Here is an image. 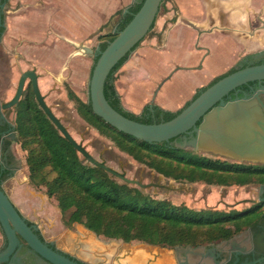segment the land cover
Segmentation results:
<instances>
[{
	"label": "water",
	"instance_id": "obj_1",
	"mask_svg": "<svg viewBox=\"0 0 264 264\" xmlns=\"http://www.w3.org/2000/svg\"><path fill=\"white\" fill-rule=\"evenodd\" d=\"M135 1L132 0V4ZM162 3L163 0H144L132 19L108 42L105 49L100 51L97 48V54L100 55L89 81L93 112L119 131L148 143L190 135L191 141L184 140V144L192 145L196 151L264 164V102L260 98L261 92L253 98L225 100L237 87L263 81L264 64L248 65L221 77L201 91L174 118L159 123H144L128 118L106 99L104 86L110 72L152 30ZM1 9L0 4V33L3 26ZM83 48L88 53H95L87 46ZM71 50L80 53V59L94 62L88 53ZM27 79L32 83L38 106L75 148L83 162L102 168L116 180L134 185L153 198L167 199L173 204H186L198 209L243 210L256 202L261 192L264 193L263 184L260 193L216 195L179 192L121 164L111 154L110 148L95 144L90 135L63 109L61 88L44 80V74H37L35 69L24 71L19 61L8 59L0 49V99L5 102L0 104V109L10 108L7 114L12 120L16 111L11 107L18 105ZM172 143L183 148L181 140ZM4 146L11 161L8 163H12L17 172L12 181L5 184L9 195L0 187V233L3 240L6 238V245L0 251V264L14 258L23 243L38 255V263L46 261L50 264H84L64 253L89 264H175L174 256L181 257L184 253L194 252V247L190 245L169 248L141 241L126 243L97 236L91 231L66 227L59 211L29 184L18 138L8 137ZM260 201H264V197ZM27 220L34 224L30 225ZM38 229L45 240L40 238ZM244 233L245 230L234 237H242Z\"/></svg>",
	"mask_w": 264,
	"mask_h": 264
},
{
	"label": "trees",
	"instance_id": "obj_2",
	"mask_svg": "<svg viewBox=\"0 0 264 264\" xmlns=\"http://www.w3.org/2000/svg\"><path fill=\"white\" fill-rule=\"evenodd\" d=\"M143 1L136 0L128 8L115 33L103 35L109 38L100 43V51L132 19ZM130 54L121 59L110 72L104 93L118 112L144 123H159L174 118L206 87L237 70L232 68L214 79L177 111L146 105L141 114H136L124 107L115 84V74ZM99 55L94 58V64ZM67 89L69 98L76 102L79 114L89 124L109 137L122 152L167 178L221 186L252 182L264 184V165L231 163L188 152L175 146L172 143L175 139L159 143L140 140L105 122L93 112L90 99L83 101L71 88ZM15 129L21 147L27 152L29 184L35 189L44 187L48 198L56 200L68 228L78 223L97 236L126 243L141 241L169 248L185 245L196 247L229 239L264 217V203L253 204L240 211L210 208L194 210L186 204L176 205L167 199L153 198L134 185L119 182L102 168L82 161L79 153L38 106L31 91L24 94L17 108ZM28 223L32 224L30 221Z\"/></svg>",
	"mask_w": 264,
	"mask_h": 264
},
{
	"label": "crops",
	"instance_id": "obj_3",
	"mask_svg": "<svg viewBox=\"0 0 264 264\" xmlns=\"http://www.w3.org/2000/svg\"><path fill=\"white\" fill-rule=\"evenodd\" d=\"M12 2L8 13L37 7L13 16L14 26L10 20L9 26L22 32L23 38L27 31L41 27L46 36L59 37L80 50L86 46L80 39L88 32L96 33L102 27L108 33L117 31L125 9L132 5L127 0ZM158 16L150 34L130 54L131 62L126 61L130 62L124 71L126 83L117 84L124 107L134 113L146 105L177 111L244 56L264 49V0H163ZM185 78L193 80V85L180 97L171 96L176 94L173 83ZM54 207L61 214L57 203ZM73 228L89 231L78 223Z\"/></svg>",
	"mask_w": 264,
	"mask_h": 264
},
{
	"label": "rangeland",
	"instance_id": "obj_4",
	"mask_svg": "<svg viewBox=\"0 0 264 264\" xmlns=\"http://www.w3.org/2000/svg\"><path fill=\"white\" fill-rule=\"evenodd\" d=\"M131 1L132 0H127V2L130 3ZM12 7H15V5H13ZM16 7H18V5ZM35 9H37V7L34 8L33 6H31L26 9L27 11L22 12L27 13L28 11H33ZM22 12L19 13L18 11L17 13L20 15L22 14ZM17 13H6V30L0 42V49L2 50L4 55L8 59L19 61L23 65L24 71L28 69H36L37 73L44 74V80L50 81L55 87L61 88L60 101L63 109L90 135L95 144L110 148L111 154L121 164L153 178L160 185L166 186L179 192L216 195H236L261 192V187L257 182H252L246 185L232 184L221 186L213 184L211 185L201 181H176L174 179L167 178L162 174H159L155 169L150 168L146 164L136 161L125 152H122L109 137L101 134L94 126L89 124L79 114L76 107V102L70 99L68 96L67 88H71L75 92V94L78 95L83 101H88L89 99V81L94 62L80 59V53L72 51L71 49L82 52L86 51L80 50L78 49V47H75L71 44L65 43L63 39H60L59 37L46 36V32H44L45 30H43L41 27H34L33 31H27L26 39L23 38L21 35L22 32L15 31L14 28L9 26L10 20L12 21L14 26L13 16H15ZM157 17L159 18V16ZM117 18L118 16H115L113 18V21H115ZM108 32L109 31L106 30V28L102 27L97 30L96 33L90 31L87 34L83 35V37H81L80 44L85 43L86 46L95 50L94 55H89L90 60L95 58V55L97 54V48L99 47L100 43L109 38L103 36ZM150 32L147 34V36L150 34ZM34 34H36V37H31V35ZM25 40H27V44H25ZM131 56L130 58H133ZM129 59L128 61L131 60ZM133 61L135 62L134 59L132 60V62ZM127 62L115 74L117 76V80L115 82L116 87H118L117 84L122 85V83H126V73L124 71L131 61L129 63ZM28 82L29 81H27L25 87L28 85ZM193 83V80H191L190 78H185L181 81L174 82L171 88L173 93L176 94H172L171 96L176 98L180 97V94L186 93L188 88L193 85ZM135 94L138 96L140 94V91L137 90ZM139 98H141V96H139ZM136 114H141V112H138ZM181 143L183 145V149H185L186 151L198 153L212 159L226 160L231 163L257 165L254 163H248L247 161L235 160L230 157L225 158L223 156H217L206 151H196V149L192 145L184 144V141H181ZM19 144L25 172L27 174V177H29L28 166L26 164L27 152L24 148L21 147L20 142ZM36 190L42 192L43 195L45 194L44 187ZM49 202L52 205L56 206L55 199L50 198ZM190 208H193L194 210H202L194 207ZM3 242L4 240L0 233V245L3 244Z\"/></svg>",
	"mask_w": 264,
	"mask_h": 264
},
{
	"label": "flooded vegetation",
	"instance_id": "obj_5",
	"mask_svg": "<svg viewBox=\"0 0 264 264\" xmlns=\"http://www.w3.org/2000/svg\"><path fill=\"white\" fill-rule=\"evenodd\" d=\"M12 1L13 0H0V4L2 5L1 10H2V21H3V26L1 28V33H0V42L6 30V12L8 13V10L11 4L13 3ZM257 64H264V49L257 50L247 54L238 62V64L234 68L239 69L248 65H257ZM39 79L40 77L38 75V83H39ZM27 80L29 81L28 85L26 87L24 86V90L18 105L11 107L14 108L15 111H17V108L21 103L24 94L29 91L33 93L32 83L29 79ZM258 93H260V98L264 102V80L261 82L259 81L249 82L248 84L237 87L235 90L231 91L225 97V100L227 101V100H234L237 98H253ZM45 99H46V95H45ZM3 103L5 102H2L0 99V104ZM8 109L10 108L0 109V187L6 193L7 191L5 190V184L9 181H12V178L15 177V173L17 172V170L16 167L11 165L12 163H8V161L9 162L11 161L7 157V153H6L7 150L4 146V143L6 142L8 137L9 139H12L13 136H15L16 139L18 138L17 131L15 129V118L12 120L10 117H8L7 114ZM191 139L192 138L190 135H182L175 138V140L178 141L180 140L191 141ZM247 162L253 163L249 161ZM254 164L264 165L261 163H254ZM259 185L261 186L262 184ZM263 197H264V193L261 192L260 196L258 197V200L256 202H252V205L258 203H264V201H260V199ZM32 224L34 223L32 222ZM37 232H39L40 235L42 236L39 229ZM239 234H236L234 236L237 235L239 236ZM234 236L229 239L220 240L217 242H211L208 243L207 245L196 246L193 248L195 249L193 253L190 254L184 253L183 256L181 255V257L174 256L175 257L174 263L180 264V262H182L183 264H264V217L258 219L254 223V225L249 226L245 230V233L244 235H242V237L235 238ZM5 245H6V238L4 239L3 244L0 245V251L4 249ZM52 246L56 248L55 245L52 244ZM70 256L71 258L78 260L81 263L89 264L79 260L77 257L73 255ZM38 258H39L38 255L35 254L25 243H23L22 247L19 248L16 256L10 259L8 263H3V264H50L46 261H43L42 263H38L37 260ZM117 264H120V262H118Z\"/></svg>",
	"mask_w": 264,
	"mask_h": 264
}]
</instances>
